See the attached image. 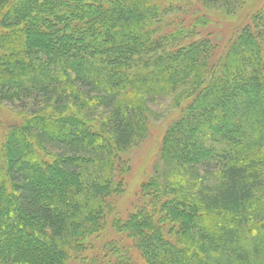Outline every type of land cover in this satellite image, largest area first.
<instances>
[{
  "label": "trees",
  "instance_id": "obj_1",
  "mask_svg": "<svg viewBox=\"0 0 264 264\" xmlns=\"http://www.w3.org/2000/svg\"><path fill=\"white\" fill-rule=\"evenodd\" d=\"M262 1L0 0V264H264Z\"/></svg>",
  "mask_w": 264,
  "mask_h": 264
},
{
  "label": "rangeland",
  "instance_id": "obj_2",
  "mask_svg": "<svg viewBox=\"0 0 264 264\" xmlns=\"http://www.w3.org/2000/svg\"><path fill=\"white\" fill-rule=\"evenodd\" d=\"M262 6H264V0L262 1ZM217 37L218 41L215 42L223 44L225 41H220V39L221 37L227 38L228 34L224 32L217 35ZM150 107L154 115L150 139L134 147L126 155L130 166V172L126 175V191L116 201V213L107 219L105 229L97 243L98 246H102L109 241L123 240V237L117 233L115 221L117 219H125L134 212L142 185L153 175V168L157 163L161 141L167 132L170 122L179 113L170 99H161L158 102L150 103ZM7 116L3 114V119Z\"/></svg>",
  "mask_w": 264,
  "mask_h": 264
}]
</instances>
